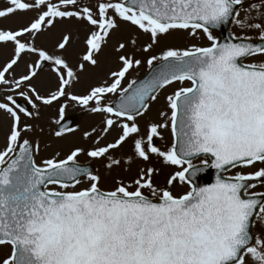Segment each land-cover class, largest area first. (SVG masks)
<instances>
[{
  "label": "snow or ice",
  "instance_id": "obj_1",
  "mask_svg": "<svg viewBox=\"0 0 264 264\" xmlns=\"http://www.w3.org/2000/svg\"><path fill=\"white\" fill-rule=\"evenodd\" d=\"M262 8L264 0L247 7L245 0H7L0 19L16 18L19 26L0 28V45L12 46V56L0 70V112L11 120L0 150V248L9 249L0 264H264V239L253 234L255 221L264 223V192L252 191L258 183L264 186V62H243L264 57V43L236 35L221 42L213 34L235 23L242 31L258 30L264 41ZM252 13L260 22H254ZM66 20L87 26L79 71L85 63L98 64L122 22L149 35L146 53L180 31L190 37L203 33L210 44L165 46L147 60L151 71L146 80H132L122 88L121 81L141 60L124 53L136 39L118 42L120 67L110 73L111 83L104 81L78 96L66 91L78 79L73 66L32 43ZM73 42L71 34H64L57 47L66 51ZM25 54H36L38 60L17 79L10 70ZM42 62H51L59 81L48 96L30 83ZM176 82L181 86L166 98L170 115L161 112L165 120L150 122L142 132L138 117L160 89ZM118 92L119 102L109 103L106 97ZM61 97L104 114V133L120 129L112 143L101 145L95 139L88 157L105 158L109 169L119 166L121 160L112 152L131 140L135 157L144 162L156 157L177 170L164 186L155 182L160 170L148 166L130 182L117 180L113 189L104 190L101 177L77 163L83 148L64 159L57 153L38 163L34 153L40 146L24 138L33 128L22 123V116H38L37 102L51 105ZM66 107L59 109L58 125L65 121ZM169 127L173 142L162 149L156 138L162 139L161 130ZM65 130L61 126L55 136ZM94 132H85V138ZM257 163L254 172L226 175ZM208 168L217 170L215 181L201 186L197 178ZM82 178L88 187L68 190ZM180 183L188 190L177 195L172 189Z\"/></svg>",
  "mask_w": 264,
  "mask_h": 264
},
{
  "label": "rangeland",
  "instance_id": "obj_2",
  "mask_svg": "<svg viewBox=\"0 0 264 264\" xmlns=\"http://www.w3.org/2000/svg\"><path fill=\"white\" fill-rule=\"evenodd\" d=\"M84 2L88 3L89 0H84ZM92 2L94 3V0H92ZM6 3L7 0H0V8L4 7ZM251 3L259 4L260 0H245V7ZM261 10L264 11V8ZM31 15L32 14H29V16L24 17V21L26 22L30 19ZM241 15H244L243 10ZM251 15L255 17L256 13H252ZM18 26L19 23L16 18L0 19V28L16 29ZM235 27L239 32L245 31H242L237 25ZM246 30L249 32L248 29ZM64 34H71L74 41L72 46L66 51H62L57 47V43ZM257 34H259V32H257ZM86 35L87 26L85 24L66 20L57 21L52 28L45 29L41 34L37 35L34 41H32L37 47L46 50L50 55L63 56L73 66L74 70L77 71L78 79L70 88L66 89V91L78 96L86 95L91 87L98 86L104 81L111 83L110 73L119 70L120 67V62L118 60L120 53L115 50L118 42L128 43L131 39H136V45L133 46L128 43L124 53L134 59L141 60L140 66L131 69L129 73L126 74L124 80L121 81L122 88H126L132 80L144 75L150 67L147 64V60L153 54L160 55L161 50L165 46L184 49L191 48L193 45L207 47L210 44L203 33H198L197 36L190 37L187 32L180 31L174 32L172 35L161 40L159 45L154 46L152 50L146 53L143 51V47L150 42L149 35L141 33L134 26L122 22L120 29L113 34L107 47H105L102 53L99 54L98 64L96 66H91L90 64L85 63L84 70L79 71L76 66L81 62L82 54L85 51L84 40ZM11 56L12 46L10 44L7 46L0 45V70H2V67ZM37 60L38 57L36 54L23 55L18 66H14V70H10L12 76L18 79L21 75L26 74L28 72V65H35ZM248 61L253 64H258L264 62V57L253 56L250 57ZM30 83L31 86L36 88L41 95L48 96L52 92H55L58 89L59 81L56 73L53 71L51 62H48V65L41 71L38 70L37 77H35ZM180 86L179 82L168 86L158 100L151 102L148 111L142 117H138V123L142 132L146 131V126L150 122L159 123L165 120V118L161 116V112H168L170 115V109L168 108L166 98L167 96L172 95ZM184 86H189V84L185 82ZM119 95V92L113 95L111 101H109V99L112 95H108L106 99L111 103L114 99L118 98ZM37 104L39 111L38 116L32 118L22 116V123L32 125L33 131L26 133L24 138L32 140L34 144H39L40 150L38 153H35L38 163L44 159L55 157L57 153L60 154L59 157H57L58 159H64L76 147L83 148L85 151L79 155L77 161L94 163L96 170L93 174L101 177V187L104 190L113 189L116 186L117 180H123L126 183L130 182L136 176L140 168L148 166H153L160 170L159 175L155 177V182L157 185L164 186L169 174L177 170L164 165L160 159L156 157H153L150 162H144L138 157H135L133 155V145L131 140L120 149L112 152L114 158L121 160V164L109 169L106 167L107 161L105 158L94 159L87 156V151L91 150L95 139H99L101 145H104L114 142L120 134V129L116 127L110 129L107 133L102 131L104 127L103 120L105 119L104 114L92 113L77 102L71 101L65 97L60 98L58 101H54L51 105H44L40 102H37ZM62 105L67 106L65 108V117L69 115H77L79 125L74 131H66L63 136L58 138L55 136L58 126L56 120L59 119V109ZM32 111L35 112L36 110L33 109ZM10 124V117L6 113L0 112V150H3L6 146V137L9 132ZM93 129H96V132H94L92 136L85 138L84 133L91 132ZM161 136L162 139L157 138L159 140L158 145L161 146L162 149H166L173 142L170 127L162 129ZM129 157H132L130 163ZM259 167L260 165L257 163L255 166L242 168V170L245 172L256 171ZM88 183L87 179L83 178L80 185H77L75 189L68 190H80L88 187ZM172 190L175 194L179 195L186 192L188 188L186 184L180 183L173 185ZM8 251L9 249L7 248H0V257H3Z\"/></svg>",
  "mask_w": 264,
  "mask_h": 264
},
{
  "label": "water",
  "instance_id": "obj_3",
  "mask_svg": "<svg viewBox=\"0 0 264 264\" xmlns=\"http://www.w3.org/2000/svg\"><path fill=\"white\" fill-rule=\"evenodd\" d=\"M227 26H228V24L224 25V26H222L220 28V30L222 31V34H221V37H220L221 42H224V41H226L227 39L230 38V36L228 35V32H227ZM46 65H47V63H44V62L42 63V67H44ZM150 71L148 72V74L144 78L138 80L137 82H142V81L146 80L148 78L149 74H150ZM118 102H119V100L116 101L115 103H118ZM76 124H77V118L75 116H71V117L66 118L65 121L62 122V124L59 126V128L61 126H63L65 129H67L69 127L75 126ZM79 165L82 166V167H86V168L90 169L91 171H93V167L91 165H83V164H79ZM216 173H217L216 169H213V168L206 169L204 172H202L198 176L197 183L200 184L201 186H204V185L212 183L214 181L215 177H216Z\"/></svg>",
  "mask_w": 264,
  "mask_h": 264
},
{
  "label": "flooded vegetation",
  "instance_id": "obj_4",
  "mask_svg": "<svg viewBox=\"0 0 264 264\" xmlns=\"http://www.w3.org/2000/svg\"><path fill=\"white\" fill-rule=\"evenodd\" d=\"M233 173H235V170L229 172L228 175H231V174H233ZM261 186H262V185H261ZM258 187H259V185L257 184V188H256V189H253L252 191H258ZM256 227H257V222H256V225H255V230H256ZM259 230H260V231H264V225H259ZM260 236H262V235H259V236H258L259 239H261Z\"/></svg>",
  "mask_w": 264,
  "mask_h": 264
}]
</instances>
